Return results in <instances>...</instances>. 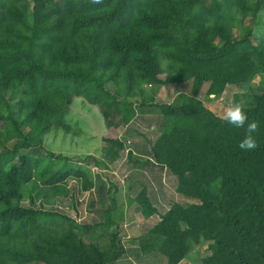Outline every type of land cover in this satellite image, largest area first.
Wrapping results in <instances>:
<instances>
[{
	"label": "trees",
	"instance_id": "trees-1",
	"mask_svg": "<svg viewBox=\"0 0 264 264\" xmlns=\"http://www.w3.org/2000/svg\"><path fill=\"white\" fill-rule=\"evenodd\" d=\"M256 1L0 0V264H116L126 254L125 218L113 215L116 186L106 187L111 197L100 208L92 188L100 198L103 187L79 164L108 170L126 151L131 159L128 136L103 137L101 157L21 152L40 147L50 129L70 130L65 115L75 97L96 106L107 128L129 127L150 108L160 116L147 162L176 178L180 200L160 211L141 185L133 202L156 221L139 236L138 252L160 247L167 264H179L189 240L204 237L214 264H264V85L244 105L260 124L252 151L239 148L245 128L199 97L204 89L215 99L264 71V35L251 32L264 7ZM162 59L178 104L152 94L165 84ZM86 190L84 217L53 205L69 199L78 211Z\"/></svg>",
	"mask_w": 264,
	"mask_h": 264
},
{
	"label": "rangeland",
	"instance_id": "rangeland-1",
	"mask_svg": "<svg viewBox=\"0 0 264 264\" xmlns=\"http://www.w3.org/2000/svg\"><path fill=\"white\" fill-rule=\"evenodd\" d=\"M204 2L210 5L214 4V0H198L199 5H203ZM256 3V0H249L247 6L248 8H254ZM247 23L250 24L249 19L246 21V24ZM234 32L239 35L240 29L237 28ZM251 32L256 37L264 35V7L258 8ZM161 66L165 69V84L155 86L153 89V85H147L145 86L146 90H153L152 94L156 102H171L178 104L181 102V97L174 90V83L170 80L166 72V59L161 60ZM259 84L264 85V71L258 72L245 83L228 86L222 95L215 99L206 97L204 95V89L199 97L207 106L214 108L218 115L223 116L226 107L233 102H241L244 105L248 104L251 100L252 89ZM186 87H188V84L181 85L179 89L187 93ZM135 121H133L134 123L131 122L129 126L139 133L143 132L150 141H153L158 136L160 132V116L153 108H150L147 114L141 117L139 116V119ZM65 122L70 125L69 131L50 129L43 133V142L40 147L35 148L33 151L23 149L21 152H30L34 157L44 159L47 152L51 151L54 154H62L80 160L88 156L85 152L91 149L90 152L93 153V155L101 157L100 150L98 151V149L100 145L103 144V137H123L131 132L130 129L124 130V127H119L117 132L111 131L112 134H109L110 130L104 128V120L97 107L88 103L82 97H75L73 99L71 109L65 115ZM131 134L133 137L129 139L130 145L132 146V143H134L133 141H136L140 144L139 147H142L143 139L135 133ZM100 137L101 141L98 140ZM146 152L147 151H144L145 155ZM134 157L140 159V161L132 163L127 160V155L124 153L121 155L120 159L108 166V170L104 169L103 166L98 168L90 165L85 166L83 163L79 165L86 170L91 179H97L99 184L102 185L100 187H103L100 198L96 187L92 190L96 196V200L99 201L98 204L100 208L107 205L111 197L110 195L109 198L106 196V187L112 184L116 186V188L114 187L111 189L113 193L112 198L115 199L117 204L113 211V215L124 212L123 216H125V219L121 222L122 230H120V237L126 250L124 257L116 264H167V255L163 248L159 247L156 250H152L149 254H141L138 252L137 241L139 236L146 233V230L156 221V218L143 217L140 207L130 202L129 198H132L139 191L140 185L138 181L143 183L146 180V182L151 181L152 183L160 181L162 183V189L155 191L152 187V183L149 187H152L150 189L151 196L155 197L156 205L159 210L164 211L173 200H180L174 192L176 178L164 170V172L161 171L160 176H157L155 170L144 163V156L134 155ZM56 163L55 161L54 164ZM80 180L81 179L78 181ZM71 182L72 181H69L70 184ZM70 192H73L72 188H70ZM77 196L80 199L79 201H82V204L77 205L78 211L74 210V204H70L69 199L65 200L67 204L60 205L57 203L59 201L58 198H55L56 203L53 205H57L62 211H68L73 217H75L77 213L76 217L79 219L80 216H85L86 204L89 202L91 194L86 190L82 193L78 192ZM50 206L51 204H46V208H50ZM189 241L190 252L179 264H214L215 260L213 254L207 248L209 242L204 237L191 238Z\"/></svg>",
	"mask_w": 264,
	"mask_h": 264
},
{
	"label": "clouds",
	"instance_id": "clouds-1",
	"mask_svg": "<svg viewBox=\"0 0 264 264\" xmlns=\"http://www.w3.org/2000/svg\"><path fill=\"white\" fill-rule=\"evenodd\" d=\"M92 4H102L103 0H90ZM222 119L231 126L245 128L244 138L239 143V148L244 151H252L258 147L255 133L259 131V121L249 120L245 106L241 102L229 104Z\"/></svg>",
	"mask_w": 264,
	"mask_h": 264
},
{
	"label": "crops",
	"instance_id": "crops-1",
	"mask_svg": "<svg viewBox=\"0 0 264 264\" xmlns=\"http://www.w3.org/2000/svg\"><path fill=\"white\" fill-rule=\"evenodd\" d=\"M212 108V107H211ZM214 111H215V109L214 108H212ZM216 112V111H215ZM136 122V121H135ZM134 123V122H133ZM105 124V123H104ZM105 126V125H104ZM105 129H107V130H110L109 131V134H112L111 133V131H116L117 132V129L118 128H113V127H111V128H107L106 126L104 127ZM127 129H130V130H135L134 128H132V127H124V130H127ZM130 132V131H129ZM122 134V133H121ZM124 136H128V140H127V142H130V138H129V134L127 135H124ZM142 139H143V146L142 147H139L140 146V144L139 143H137L136 141H133L134 143H132L133 145V147L131 148V150H132V157H131V159H129L128 158V156H127V160H129L130 162H132V163H134V162H136V161H140V159H137L136 157H134V155H139V156H144L145 157V159L143 160L144 161V163L145 164H147L148 166H150L152 169H154L155 170V172L157 173V176H160L161 175V171H166L165 169H159V168H156V167H153V166H151V165H149L148 164V162H147V160H150V157L148 156V142H153V141H150L145 135H144V133L143 132H140V135H139ZM111 138H113V137H111ZM114 138H120V136H118V137H114ZM98 140H100L101 141V137L98 139ZM101 146V145H100ZM142 149H144V150H142ZM100 150V148L98 149V151ZM91 151V149L90 150H86V155H92V156H95V157H99V156H97V155H93V153H91L90 152ZM144 151H147L146 152V155L144 154ZM124 153H126V155H127V151L126 152H124ZM123 153V154H124ZM122 154V155H123ZM110 165V164H109ZM96 167V166H95ZM163 171V172H164ZM93 180H95V178L93 179ZM147 181V180H146ZM140 182V181H138V184L140 185V187H141V185H145L147 188H148V195H149V197H150V199H151V201H153V203L154 204H156V200H155V197H152L151 196V192H150V189L153 187L154 189H155V191L156 190H158V189H162V183L159 181V182H156V183H152L151 181L150 182ZM152 183V187H149L150 186V184ZM175 184H176V180H175ZM94 185H95V183H94ZM95 187H93L92 188V190L94 189ZM154 191V192H155ZM135 196L136 195H134L132 198H129V201L130 202H132V203H134L133 201H134V198H135ZM158 207V206H157ZM123 214H124V212H123ZM124 218H125V216H124Z\"/></svg>",
	"mask_w": 264,
	"mask_h": 264
}]
</instances>
